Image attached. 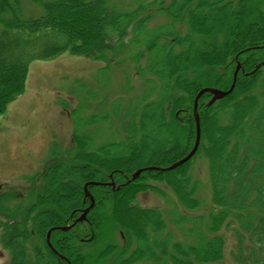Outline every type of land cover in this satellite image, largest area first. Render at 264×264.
I'll return each mask as SVG.
<instances>
[{"label":"trees","instance_id":"obj_1","mask_svg":"<svg viewBox=\"0 0 264 264\" xmlns=\"http://www.w3.org/2000/svg\"><path fill=\"white\" fill-rule=\"evenodd\" d=\"M32 1L43 8L37 18L25 16L20 0H0V116L25 91L32 61L65 52L108 68L131 61L143 90L116 112L125 122L121 133L97 146L87 128L109 116L76 118L73 146L53 148L21 202L30 206L20 219L3 217L10 197L0 196L7 264H219L223 230L233 233L235 264H264V0H152L126 12L110 0ZM156 15L167 21L149 28ZM238 63L232 93L210 106V93L200 99L195 155L173 170H144L127 184L137 170L167 167L193 149L196 95L204 87L228 90ZM200 151L211 187L204 213L136 202L144 192L163 194L162 183L183 208L200 210L189 173ZM92 181L101 183L88 187L95 206L68 231L54 230L51 248L48 231L72 224L90 205L84 185ZM171 225L183 228L182 239Z\"/></svg>","mask_w":264,"mask_h":264},{"label":"rangeland","instance_id":"obj_2","mask_svg":"<svg viewBox=\"0 0 264 264\" xmlns=\"http://www.w3.org/2000/svg\"><path fill=\"white\" fill-rule=\"evenodd\" d=\"M20 1L25 16L37 18L42 15L40 4L32 0ZM148 1L152 0H110V4L126 12ZM58 15L60 19L64 18L60 9ZM166 19L163 15H156L149 28L165 23ZM180 28L183 30L184 26ZM107 66L105 61L69 52L30 63L25 91L0 116V194L8 192L7 196L10 197V201L5 202L19 205L28 196L27 190L35 184L36 174L42 173L49 164L48 159L54 156L51 154L53 148L57 147L63 153L73 146L72 135L79 115L85 118L93 114L110 117L92 128L88 126L86 132L94 135L95 146L121 133L125 122L119 118L120 110L118 116L116 112L120 105L126 104L127 97L129 99L142 92L143 80L131 61L122 66ZM189 173L198 182L197 197L202 203L200 210L183 208L180 203H176L169 187L162 183L155 184L163 189V194L144 192L136 202L146 207L180 208L190 215L204 213V209L211 205V187L208 162L202 151L192 159ZM184 226L189 228L191 224ZM182 229L171 225V231L178 239L184 237ZM223 235L227 246L225 257L219 264H235L230 254L235 246L233 233L223 230ZM117 241L122 242L119 236ZM29 254L32 255L31 250ZM10 258L11 251L0 241V264H7Z\"/></svg>","mask_w":264,"mask_h":264},{"label":"water","instance_id":"obj_3","mask_svg":"<svg viewBox=\"0 0 264 264\" xmlns=\"http://www.w3.org/2000/svg\"><path fill=\"white\" fill-rule=\"evenodd\" d=\"M264 64V62H263ZM261 66L258 65L256 67L259 68ZM241 69V64H238L237 68H236V71L234 73V80H233V83L231 85V87L228 89V90H222V89H218V88H213V87H205L203 89H201L198 94L196 95L195 97V100H194V118H195V123H196V141H195V144H194V147L193 149L185 156L183 157L182 159H180L179 161L175 162V163H172L171 165L167 166V167H156V166H152V167H148V168H143V169H139L137 170L135 173L132 174L131 178L128 179L127 181V184L136 180L140 174L144 171V170H161V171H169V170H173L181 165H183L184 163H186L187 161H189L194 155L195 153L197 152L198 150V147L200 145V140H201V123H200V115H199V111H198V105H199V100L201 99V97L205 94V93H210L212 94V98L211 100L209 101L208 105H211L213 104L215 101L219 100V99H222L224 97H226L227 95H229L230 93H232V91L234 90L235 88V84H236V80H237V75H238V72L239 70ZM254 72V71H252ZM101 183L99 182H87L85 185H84V191H85V196L86 197H89L90 200H91V203L90 205L82 212V214L76 218L72 224L70 225H67V226H62V227H53L51 228L48 233H47V243L48 245L52 248V244H51V234L54 230L56 229H59V230H62V231H68L69 229H71L73 226H75L77 223L79 222H83L86 220L87 218V214L89 213V211L95 206V199L94 197L92 196V194L90 193L88 187L90 185H100ZM111 185H115V182L112 181L110 183ZM63 258V257H62Z\"/></svg>","mask_w":264,"mask_h":264},{"label":"flooded vegetation","instance_id":"obj_4","mask_svg":"<svg viewBox=\"0 0 264 264\" xmlns=\"http://www.w3.org/2000/svg\"><path fill=\"white\" fill-rule=\"evenodd\" d=\"M2 206L5 215L3 217L8 221L10 217H16L17 219H20L25 211V207H29L30 203H19V205H14L10 202H2ZM9 224L11 225L13 223ZM9 229H12V226Z\"/></svg>","mask_w":264,"mask_h":264}]
</instances>
